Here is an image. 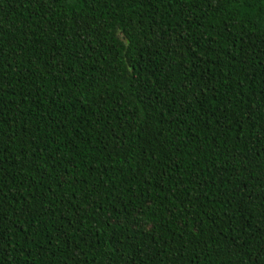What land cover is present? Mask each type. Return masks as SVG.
I'll return each instance as SVG.
<instances>
[{"label": "trees", "instance_id": "trees-1", "mask_svg": "<svg viewBox=\"0 0 264 264\" xmlns=\"http://www.w3.org/2000/svg\"><path fill=\"white\" fill-rule=\"evenodd\" d=\"M0 264H264V0H0Z\"/></svg>", "mask_w": 264, "mask_h": 264}]
</instances>
